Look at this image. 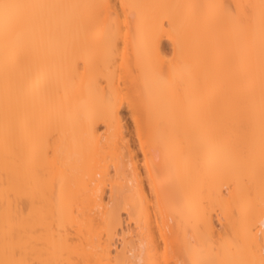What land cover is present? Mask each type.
Here are the masks:
<instances>
[{"label": "bare ground", "instance_id": "obj_1", "mask_svg": "<svg viewBox=\"0 0 264 264\" xmlns=\"http://www.w3.org/2000/svg\"><path fill=\"white\" fill-rule=\"evenodd\" d=\"M0 264H264V0H0Z\"/></svg>", "mask_w": 264, "mask_h": 264}, {"label": "rangeland", "instance_id": "obj_2", "mask_svg": "<svg viewBox=\"0 0 264 264\" xmlns=\"http://www.w3.org/2000/svg\"><path fill=\"white\" fill-rule=\"evenodd\" d=\"M166 46H167V50H168V48H169L168 43L166 44ZM122 114L124 116V120H123L124 124H125L124 129H126V132H128L131 135V138L134 141V145H136L137 130H136L133 122L131 121V119L129 117V114L127 112L126 107L123 108ZM101 129H102V127H101ZM136 158L139 161V163L142 161V159H141L142 155L138 150H136ZM143 185L145 187V190H147V192H148L147 180L144 176H143ZM108 193H109V190L107 189V196L105 197V200L108 199ZM123 218H124L123 228L126 229V232H124L125 233L124 238L127 241H133L135 244L139 243V237L137 236V234L139 233V230H138V228H136L135 222L132 220H129L127 218V215L124 213H123ZM145 234L146 235H142V236H145V238L147 240H157V241L162 240L160 230L157 227L156 223H153V227L150 229L149 232H147Z\"/></svg>", "mask_w": 264, "mask_h": 264}]
</instances>
